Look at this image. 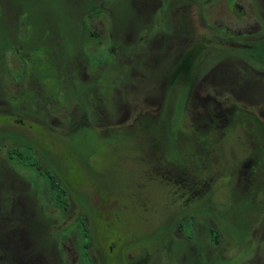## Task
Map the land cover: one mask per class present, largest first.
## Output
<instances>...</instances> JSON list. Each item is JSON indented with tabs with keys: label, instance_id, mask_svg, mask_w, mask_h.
<instances>
[{
	"label": "flooded vegetation",
	"instance_id": "1",
	"mask_svg": "<svg viewBox=\"0 0 264 264\" xmlns=\"http://www.w3.org/2000/svg\"><path fill=\"white\" fill-rule=\"evenodd\" d=\"M73 1L76 5L74 12H69L66 21L60 23L57 17L61 5L65 7V0H0V123L18 114L22 125L28 122L30 126L59 133L62 130L53 127L55 116L50 114V109L58 112L64 110L65 131L58 134L63 139L68 135V129L71 131L75 126H99V131L110 129L119 133L123 137L121 141L127 145L137 141L142 142L140 146L144 147L148 141V151L151 152H146V149L145 154L150 157L155 153L163 163L169 164L164 160L165 151L156 144L154 134L150 132L151 126H164L169 120H177L181 125L185 107L191 99H195L194 105L203 112L193 119V125L199 131L203 130L205 137L184 136L191 138L189 142L203 143L213 148L217 138L228 137L240 142L247 137L252 143V150L239 171V178L243 179L234 182L232 176L226 173L221 177L218 188L221 191L225 189V192L228 190L223 202L226 212H234L243 198L259 205L256 208L260 213L250 225L245 243L248 252L241 261L250 257L253 249L249 237L254 227L259 225L260 232L264 230L261 224L264 218V133L255 132L253 127L256 122L259 130L264 131V121L233 104L219 112L221 104L217 96L224 91L229 97L237 93L243 95L250 88H256L229 85L228 70L223 65L235 59L242 66H258L264 73V58L251 53L254 49L264 52L263 36L258 37V42L247 44L246 40L251 37L248 33H234L204 20L206 26L219 34L220 38L216 41L223 46L218 47L217 42L213 40V43L210 38L196 40L189 30L191 18L186 9L199 0ZM209 1L212 0H204L203 3ZM227 1L233 10V0ZM43 16L49 17V22L43 21ZM53 19L56 21L53 22ZM46 23H49L48 28L42 29ZM187 60L192 61L189 69H186ZM206 80L214 84L212 92L202 99L195 97L196 87H201ZM147 81L150 84L143 86ZM137 89L143 90L139 93L143 100L156 107L155 113L154 110L136 113L135 106L134 109L129 108V97L136 100L137 92L134 91ZM244 114L252 120H237V116ZM244 124L249 125L245 137L234 136L236 129ZM105 126L108 128H103ZM136 128L146 135L144 139L142 134L136 133ZM213 130L218 132L215 138L210 134ZM7 134L9 132H0V178L7 176L18 191L23 192L24 188L26 196L21 195V199L30 207H40L36 216L41 213L45 217L44 213L48 214L49 207L57 212V216L49 214L53 219L41 220L36 230H22L19 245L13 242V238L0 233L3 240L0 241L2 244L4 242L3 246L0 245V259L6 261L5 264H51L55 253L53 262L58 264H104L99 248L96 249L92 243L94 232L90 230L91 215L83 209L73 222H79L80 227L83 223L86 229V261H80L76 242L69 240L74 232L78 237L77 229L63 234L69 226L57 231L56 236L46 231L47 226L67 217L71 211L73 197L68 187L70 185L62 183L56 171L42 162L38 149L30 142ZM8 140L19 144L8 147ZM24 145L32 148V162L37 164L33 168L36 177L40 176L37 184L23 181L2 159L12 147ZM4 146L8 148L5 150ZM178 151L180 160L173 162L177 165L179 186L174 185L170 193L177 201L167 205L184 206L180 203L183 198L193 201L171 223V237L176 238L175 231L182 237L179 239V249L173 253L165 250L167 260L162 258L156 263L149 255L143 258L140 254L131 262H127L124 255L122 260L118 257V264H212L217 259H230L220 255V244L214 246L211 242L215 233L222 240L224 231L232 237L234 247L236 243L231 229L213 219L212 215L218 209V205L208 198V193L214 188L213 179L204 184L199 182L201 171L187 167L190 161L184 155L185 150L179 147ZM204 153L201 156H205ZM178 161L182 165H178ZM51 181L60 185V195H64V198L58 200L56 193H48ZM42 205H46V210L41 208ZM58 205L63 208H56ZM210 221H215L216 226L211 225ZM186 224L189 229L183 236L181 229ZM262 237L264 239V234ZM67 241L71 245H67ZM191 249L197 257L194 263L180 258L182 253ZM210 249L214 252L212 255L207 254ZM236 249L238 252L239 248Z\"/></svg>",
	"mask_w": 264,
	"mask_h": 264
},
{
	"label": "rangeland",
	"instance_id": "2",
	"mask_svg": "<svg viewBox=\"0 0 264 264\" xmlns=\"http://www.w3.org/2000/svg\"><path fill=\"white\" fill-rule=\"evenodd\" d=\"M73 2V0H65V7L61 5V12L57 17L60 23L66 21L69 12H74L76 5ZM203 2L204 0H199L190 9H186V12H190L191 18L189 30L196 40L210 38L212 42L213 40L217 42L218 47L223 46L219 41H216L220 38L219 34L206 26L204 20L212 26H222L234 33H248L251 37L246 40L247 44L258 42L260 39L258 37L263 36L264 38V29L262 30L264 27V0H233L232 7L235 11L232 10L227 0H212L206 4ZM42 18L43 21L49 22L50 20L47 16ZM55 21L56 19H53V22ZM48 26L49 23H46L42 29H46ZM258 46L259 44H257V48ZM258 51L254 49L251 53L259 56ZM225 64L223 68L228 70L229 85L232 84L234 87L240 86L241 88L256 86V88L254 90L250 88L249 92L243 95L237 93L229 97L226 91L222 95L219 94L217 96L218 102L221 104V109L218 108L219 112L233 104L243 107L264 121L263 69L257 68L258 66H242L237 64L235 59ZM148 84H150L149 81L142 85ZM142 85L139 86L142 87ZM213 85L211 80L203 81L201 87H196L195 97L201 99L208 97L212 92ZM258 85L260 86L258 87ZM141 91L143 90L134 91L137 92V95L135 94L136 100H131L129 97V108L132 109L135 106L136 109H133L134 112L137 111L136 113L153 112V110L155 113L156 107H152L150 102L143 100L139 94ZM226 97L230 99L227 100ZM194 102L195 99H191L185 107L181 122L182 127L180 124L174 126L173 124L176 123L174 120L166 121L168 123L164 126H151L150 132L154 134L156 144L165 151L167 159L164 160L169 164L163 163V160L161 159V161L155 153L150 157L145 154L144 150L146 149V152H151L148 151V141L144 147L140 146L142 142L137 141L127 145L121 141L123 137L119 133L110 129L99 131V126H95V129L93 127L75 126L71 128V131L68 129V135L66 134L63 139L58 134L65 131L64 110L58 112L55 109H50V114L55 116L53 127L62 130L59 133L52 129L46 128L44 130L30 126L28 122L22 125L18 114L7 119L8 122L0 123V132L5 131L9 132L7 135L25 138L38 149L40 158H43L42 162L56 171L62 183L70 185L68 187H70L73 197L71 211L67 217L47 226L46 231L54 236H56L57 231L69 226L62 232L63 234L71 229L79 231V222H73V220L83 209L88 214L90 213L89 216L91 215L90 230L92 229L91 231L94 232L92 233V243L96 249L99 248L104 264H118L117 258L122 260L123 255L127 262L135 260L140 254V257L143 258L149 255L155 259V263L160 262L162 258L165 259L164 251L176 252L179 249V239L182 238L176 231L174 235L178 239L171 237L173 234L171 223L174 218L180 217L184 209L193 203V201L183 198L180 203L185 207L167 205L177 201V198L173 199L170 193L174 190L172 187L179 184L175 167L177 165L173 162L180 160L179 147L181 150H185L184 155L189 158L190 162L187 167L201 171L199 182L204 184L209 179H213L214 188L208 193V198L218 205V211H214L212 215L213 219L224 223L225 228H231L233 223H240L239 217L226 215L225 203L223 202L226 201L228 190L226 189L225 192V189L221 191L218 188L221 186V177L226 173L232 176L234 182L243 179V177L239 178V171L246 161L245 157L252 150V143L247 137L246 140H240V142L235 139L233 141L232 138L228 137L226 139L217 138L213 148L206 147L203 143L189 142L192 141L191 138L184 136L205 137L204 131H199L198 127L193 125V119L200 112H203L201 108L194 105ZM172 126L175 129L169 132ZM248 131L249 125L244 124L241 128L236 129L234 136L245 137ZM136 133L142 134L143 139L146 136L143 135L141 129L137 130L136 128ZM210 134H213L215 138L214 135H217L218 132L213 130ZM102 143L105 145L100 147ZM18 144L14 140H8L7 145L9 147ZM182 146L185 147L182 148ZM8 147L4 146V149L6 150ZM20 150L23 155H27L25 146L20 147ZM202 152H205V156H201ZM2 159L12 172L22 178L23 181L29 180L37 184L40 176L36 177L34 168L26 160L25 162L23 160L16 161L10 157L9 152H5ZM29 163L33 162L29 161ZM202 163L203 165H201ZM177 164L182 165L179 161ZM174 176L175 178H170ZM224 179L225 177L222 178V181ZM22 190L23 192L13 187L7 176H1L0 233L13 238L16 245L20 243L19 235L22 230L26 231L30 228L36 230L38 222L53 219L50 215L57 216V212L52 207H49L48 214L44 213L45 217H42L41 213L36 216L40 207H30L26 201L24 202L21 195L26 196V193L24 188ZM41 208L46 210V205H42ZM261 221L264 227V218ZM210 222L213 226L217 224L215 221ZM259 227V225L255 226L249 237L253 249L252 254L237 264H264V239L262 237L264 230L260 232ZM188 229L187 224L182 227L183 236H186ZM223 234L224 237L218 249L219 253L223 258H232L236 256L237 247L236 245V248L234 247L233 239L228 232L223 231ZM2 241H0V245L3 246L4 242L2 244ZM176 241L178 242L176 243ZM66 244L71 245L68 241ZM86 244V239L82 238L79 231L76 247L79 251L80 261H86L84 254ZM213 253L211 249L207 251V254L212 255ZM1 256L0 253V258ZM53 257H56L55 253H53ZM53 257L51 264H58L56 261L53 262ZM180 258L188 263H194L197 259L193 249L182 253ZM5 263L6 261L0 259V264Z\"/></svg>",
	"mask_w": 264,
	"mask_h": 264
},
{
	"label": "trees",
	"instance_id": "3",
	"mask_svg": "<svg viewBox=\"0 0 264 264\" xmlns=\"http://www.w3.org/2000/svg\"><path fill=\"white\" fill-rule=\"evenodd\" d=\"M258 52H259V54L261 53L262 55L261 54L260 55L264 58V52L263 51H258ZM191 64H192V61L187 60L186 69H189ZM239 119L240 120H252L251 118H247V116L245 114L237 116V120H239ZM175 121H176V123L173 124L174 126L179 124V122L177 120H175ZM253 124H254L253 127H254L255 132L264 133V131L262 129L259 130L260 126L257 125L256 122H254ZM174 126H172L170 130L168 129L169 132L172 131L173 129H175ZM180 127H181V125H180ZM171 135H173V134H171ZM24 146L26 147L27 155L22 154V152L20 150V147H22V146H17V147L11 148V150L9 152L10 157L15 159L16 161L23 160L25 162V160H26L28 162V164L31 165L32 167L36 166L37 165L36 163H29V161L30 162L33 161L32 157H31L32 156V152H31L32 148L29 146H26V145H24ZM49 184H50V186L48 188V193H50L52 195H54V193H56L57 195H55V196L57 197L58 200H60L61 198H64V195H60V192H61L60 185L54 184V181L49 182ZM256 206H257V204H253L251 201L243 198V200L240 201L239 206L235 207L236 210L234 212L233 211L225 212L228 217H231V216L235 217V218L239 217L241 219L240 223L239 222L233 223V226L231 228H229V229H231L232 234H233V238L236 242L235 245L239 248V250L236 253V256H234L230 259H217V260H214L212 262V264H237V262L241 261V259L246 256V254L248 252V247L245 246V243L247 241V237H248V233H249V227L252 224V222L255 220V218L258 216V214L260 213L259 210L256 208ZM56 208H63V206L58 205ZM79 229H80L79 231L82 235V238L86 239V235L84 234L86 229H85L83 223H81V227H79ZM69 240L72 243H75V242L77 243V237H76L75 232L72 235V237L69 238ZM220 241H221L220 235L218 233H215L213 241H211L212 245L217 246L220 244Z\"/></svg>",
	"mask_w": 264,
	"mask_h": 264
}]
</instances>
